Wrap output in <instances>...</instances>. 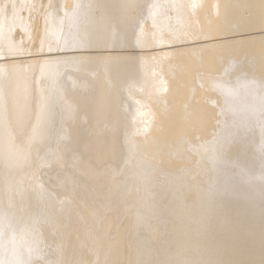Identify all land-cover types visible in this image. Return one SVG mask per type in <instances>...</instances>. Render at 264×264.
<instances>
[{"label": "bare ground", "instance_id": "obj_1", "mask_svg": "<svg viewBox=\"0 0 264 264\" xmlns=\"http://www.w3.org/2000/svg\"><path fill=\"white\" fill-rule=\"evenodd\" d=\"M0 264H264V0H0Z\"/></svg>", "mask_w": 264, "mask_h": 264}, {"label": "rangeland", "instance_id": "obj_2", "mask_svg": "<svg viewBox=\"0 0 264 264\" xmlns=\"http://www.w3.org/2000/svg\"><path fill=\"white\" fill-rule=\"evenodd\" d=\"M180 46H184V45L181 44ZM174 47H176V46H174ZM146 50H148V49H140V50L138 49L137 51H140V52H141V51H144V52H145ZM157 50H158V49H154V51H157ZM93 53H96V52H93Z\"/></svg>", "mask_w": 264, "mask_h": 264}]
</instances>
